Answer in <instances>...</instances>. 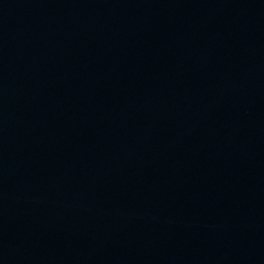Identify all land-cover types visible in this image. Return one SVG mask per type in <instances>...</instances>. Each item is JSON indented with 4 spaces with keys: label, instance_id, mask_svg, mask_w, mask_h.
<instances>
[{
    "label": "water",
    "instance_id": "1",
    "mask_svg": "<svg viewBox=\"0 0 264 264\" xmlns=\"http://www.w3.org/2000/svg\"><path fill=\"white\" fill-rule=\"evenodd\" d=\"M0 264H264V0H0Z\"/></svg>",
    "mask_w": 264,
    "mask_h": 264
}]
</instances>
